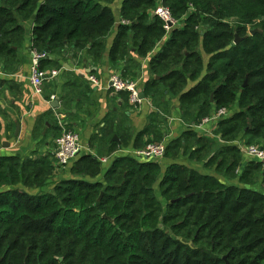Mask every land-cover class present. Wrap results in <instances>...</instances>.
<instances>
[{"label":"trees","instance_id":"trees-1","mask_svg":"<svg viewBox=\"0 0 264 264\" xmlns=\"http://www.w3.org/2000/svg\"><path fill=\"white\" fill-rule=\"evenodd\" d=\"M114 1L0 0V70L20 62V22L32 17V47L46 54L39 61L42 71L60 69L57 59L65 53L76 58L86 51L100 61L116 23L109 8ZM120 1L119 17L128 24L118 25L108 60L116 67L151 55L143 94L156 109L132 146L138 150L162 139L158 120L169 115V100L178 98L187 129L165 145L164 159L172 163L163 167L154 160L116 156L99 181V147L98 156L79 155L70 177L54 181L47 193L28 195L11 186L45 187L54 177L53 157L0 156V264H264V164L251 161L239 172L240 149L231 145L243 140L264 149V0ZM158 1L183 23L166 39L162 23L152 18ZM259 21L262 34L233 44L235 35L245 37ZM131 71L125 67L122 75L130 78ZM51 86L47 89L54 91ZM118 97L128 105L127 94ZM232 108L214 132L226 146L216 150V138L192 129L212 113ZM48 122L57 139L61 129ZM113 124L108 115L92 140L110 153L117 145L114 135L123 146L132 137L122 136ZM182 156L227 181L237 179V185L177 163ZM259 180L262 190L250 189Z\"/></svg>","mask_w":264,"mask_h":264},{"label":"crops","instance_id":"crops-1","mask_svg":"<svg viewBox=\"0 0 264 264\" xmlns=\"http://www.w3.org/2000/svg\"><path fill=\"white\" fill-rule=\"evenodd\" d=\"M45 0H40L43 3ZM122 2L115 0L109 6L113 15L115 16V27L112 33L107 38L106 49L100 61L94 62L86 51L77 54L76 58H72L67 54L57 59L60 64V69L46 70L45 73L56 71L57 75L44 84V94L42 97L34 96L32 87L29 83L30 67H31V38L32 28L34 26V18L27 21L20 22L24 30L23 42L18 50L20 62L12 65V67L3 72L0 70V117L8 121L7 130H5V120L0 118V136L2 139L7 136L11 137L8 142H2L0 156L17 157L22 159L28 155H50L54 156L55 152V132L51 129L50 121H56L57 117L65 126H69L68 131H74L80 137L81 143L86 147L83 154H90L98 156V151L103 153L100 159H105L106 163L103 165L102 174L98 178L99 181L103 179V173L107 170L116 156L131 154L134 150L132 144L133 140L140 132L149 126L150 114L156 111L155 107L150 102L149 98L143 99L142 104L136 108L131 109L128 105L124 106L118 95L114 94L108 89L109 76L123 68H131V77L138 85L140 93H143L146 82L151 78L147 70L148 60L151 55L147 57L128 58L126 61L119 63L113 67L108 60V52L112 45L113 39L117 33L118 25L121 24L119 12ZM201 33L202 30L199 29ZM166 39V38H165ZM162 44V43H161ZM161 45L158 44L154 52L159 51ZM51 60L56 59L50 57ZM204 62L208 60L206 55H203ZM68 66L71 69L64 68ZM92 76L97 80V85H93L88 81V77ZM158 79V78H156ZM52 82V89L48 90L47 86ZM189 86H192L190 84ZM50 92V96H54V101H57V107L53 109L47 102L46 95ZM67 96V100L63 98ZM169 115H161L158 120V130L163 134L160 143L165 145L172 140L179 138L187 129V125L183 123L179 116L178 111V98H171L169 100ZM108 115L113 116L115 124L110 125L114 130H118L122 136L127 133L132 135L130 142L127 146L121 145L119 138L114 135L112 142H116V147L110 153L108 147L98 146L93 144L95 136L99 135V129L104 128V122ZM213 116V113L211 117ZM47 117V118H46ZM165 120L163 123L161 122ZM46 120V121H44ZM18 132L16 135V127ZM216 122L211 121L204 125L201 129L192 127L195 132L202 137L213 138ZM12 127V128H11ZM12 129V130H11ZM36 136V138H35ZM59 138V137H58ZM114 138L116 140H114ZM148 137L143 138V142ZM150 139V138H149ZM240 141V140H239ZM231 145L238 147V141L233 142ZM226 146L218 138L216 139V150ZM241 166L238 169L241 172L248 162L252 160L248 158L242 151ZM82 155V154H81ZM37 160L36 157H28ZM26 159V158H23ZM54 161V157H53ZM158 164L166 167L171 160L161 159L157 160ZM177 163L186 165L189 169L195 170L201 174H208L214 176L218 181L225 185H237L238 180L227 181L221 175L214 172V169H206L202 164L190 161L187 157H180L176 160ZM54 163L52 162V165ZM55 170H59L56 168ZM54 172L52 182L61 180V176L56 175L59 171ZM65 171V170H64ZM70 174V173H69ZM68 177V176H67ZM66 179V178H65ZM249 188V187H248ZM28 195H32L28 190L19 186ZM250 189L254 190L251 186ZM256 191V190H255Z\"/></svg>","mask_w":264,"mask_h":264},{"label":"built area","instance_id":"built-area-1","mask_svg":"<svg viewBox=\"0 0 264 264\" xmlns=\"http://www.w3.org/2000/svg\"><path fill=\"white\" fill-rule=\"evenodd\" d=\"M152 15L158 18L162 23V28L165 31L166 37L168 38L173 29L182 28L183 23L182 20H175L173 18L172 12L168 7H159L153 11ZM121 24H128L126 22L121 21ZM31 57V67H30V75H29V83L33 90V95L42 97L44 94V84L53 79L56 75V71H51L49 73H45L39 67V61L46 57V54L38 53L31 45L30 50ZM88 81L97 85V80L89 76ZM108 89L112 91L114 94L118 95L120 93L127 94V102L128 106L131 109L138 108L143 99L140 98V90L135 81L130 78L124 77L122 75V71L118 70L113 72L109 76L108 80ZM54 96H49L47 99L48 104L53 102ZM229 116L228 111L223 109L218 112L213 113L212 117L205 118L202 122L194 127L201 129L204 125H207L211 121L218 122L223 118H227ZM58 127L61 129V135L57 138L55 142V152H54V168H65L78 158L79 155L83 154L86 151V147L81 143L80 137L74 131H68L64 128L63 123L57 117ZM216 129V126H215ZM218 138V137H213ZM238 148L242 151L248 158L252 161L260 162L264 164V149L256 146V145H246L245 142L238 141ZM165 153V145L163 144H148L141 149H138L131 154L127 153L126 155H131L140 159L149 158V160H161L164 158ZM98 161L104 165L106 163L105 159H98Z\"/></svg>","mask_w":264,"mask_h":264},{"label":"rangeland","instance_id":"rangeland-1","mask_svg":"<svg viewBox=\"0 0 264 264\" xmlns=\"http://www.w3.org/2000/svg\"><path fill=\"white\" fill-rule=\"evenodd\" d=\"M160 1H158V3H157V5H156V7L154 8V10H156L157 8H159V7H161V6H163V7H166L165 5H163V4H161V3H159ZM153 10V11H154ZM175 20H177L175 17H173ZM262 22L263 21H259V22H257V26H254L253 28H247V30H246V36H249L250 37V33L251 32H255V34H262V30H261V28H260V25L262 24ZM208 27V25L206 24L205 26H201V28H200V30H202V31H204L206 28ZM236 110V108H232V109H230V110H227L228 111V114H229V116L234 112ZM1 115V114H0ZM1 119H3V120H5L3 117H0ZM5 126V130H7L8 128H7V126H8V121H6L5 120V123L3 124V127ZM12 128V127H11ZM2 129V126L0 127V130ZM12 130V129H11ZM101 130L102 129H99V134L101 133ZM58 136V135H57ZM162 136H163V134H162ZM35 138H36V136H35ZM11 139V137H9V136H7L6 138H4V139H2V137L0 136V151H1V145H2V142H8L9 140ZM160 143H164V141H162V140H156V142H153V143H150V144H155V145H157V144H160ZM148 145V144H147ZM165 145H167L166 143H165ZM30 156H32V157H36V158H38L39 157V155H28V156H26V157H23V158H28V157H30ZM22 158V159H23ZM71 165V164H70ZM70 165H68L67 167H65V168H60L58 171H59V173L56 175V177L59 175V176H61V180L62 179H64V178H68V177H70V174H69V169H70ZM65 170V171H64ZM55 171H57V170H55ZM57 171V172H58ZM68 176V177H67ZM53 179V178H52ZM221 180L220 178H217V180ZM53 183H56V182H52V180H50L49 182H47V185L45 186V187H42L41 189H30V190H28L32 195H34V194H38V193H47L49 190H51L52 189V185H53ZM19 184L18 183H16L15 185H12L11 186V188L12 189H18V190H20L19 189ZM253 188H254V190H257V191H261L262 190V188H263V186L261 185V180H259V182L258 183H256V185H253L252 186ZM155 194H156V197L158 198V200L161 202V204L164 206L165 205V200L161 197V195H160V193H159V191H158V188H157V186L155 187Z\"/></svg>","mask_w":264,"mask_h":264},{"label":"water","instance_id":"water-1","mask_svg":"<svg viewBox=\"0 0 264 264\" xmlns=\"http://www.w3.org/2000/svg\"><path fill=\"white\" fill-rule=\"evenodd\" d=\"M154 17V15H152V18ZM255 34V32H251L250 33V36H253ZM247 37H249V36H245V37H243V38H239L237 35H235L234 36V41H233V44L234 45H236V44H238L241 40H243V39H246ZM66 54V53H65ZM64 54V55H65ZM64 68H68V69H71V68H69L68 66H64ZM247 86V81H245L244 82V84H243V87H246ZM140 98L141 99H144V94L143 93H141L140 94ZM211 101H212V98H211ZM53 109H55L56 107H57V101H53V102H51V105H50ZM17 132H18V126L16 127V135H17ZM114 140H116L115 138H114ZM145 161H148L149 160V158H145L144 159ZM262 177H264V169H263V173H262ZM226 258H224V260H225Z\"/></svg>","mask_w":264,"mask_h":264}]
</instances>
